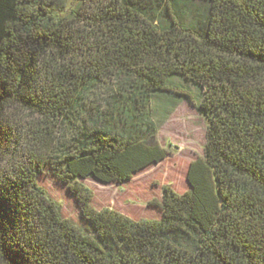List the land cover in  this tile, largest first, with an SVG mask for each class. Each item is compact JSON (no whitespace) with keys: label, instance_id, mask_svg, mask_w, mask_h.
Masks as SVG:
<instances>
[{"label":"trees","instance_id":"trees-1","mask_svg":"<svg viewBox=\"0 0 264 264\" xmlns=\"http://www.w3.org/2000/svg\"><path fill=\"white\" fill-rule=\"evenodd\" d=\"M173 98L208 127L189 190L162 188L160 220L95 210L82 180L166 160ZM0 264H264V0H0Z\"/></svg>","mask_w":264,"mask_h":264},{"label":"rangeland","instance_id":"rangeland-1","mask_svg":"<svg viewBox=\"0 0 264 264\" xmlns=\"http://www.w3.org/2000/svg\"><path fill=\"white\" fill-rule=\"evenodd\" d=\"M171 82L176 89L188 93L197 102L200 100V92L190 83L180 79ZM161 104L160 101L155 103L154 108L162 113L160 117L157 113V121L162 123L157 140L167 151L166 160L136 174L124 185L106 184L94 178L82 180V184L93 193L92 207L95 210L110 208L135 221L160 220L161 212L157 206L162 201V188L171 186L180 195L189 190V167L205 156L207 122L195 106L184 100L173 98L170 107L166 108ZM38 184L49 199L61 207L65 220L85 228L76 198L56 181L50 171L46 170L38 177Z\"/></svg>","mask_w":264,"mask_h":264}]
</instances>
